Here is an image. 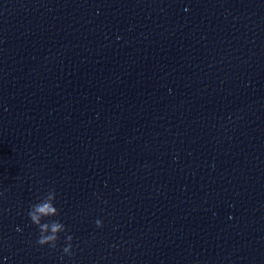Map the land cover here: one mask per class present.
Listing matches in <instances>:
<instances>
[{
	"label": "clouds",
	"instance_id": "obj_1",
	"mask_svg": "<svg viewBox=\"0 0 264 264\" xmlns=\"http://www.w3.org/2000/svg\"><path fill=\"white\" fill-rule=\"evenodd\" d=\"M0 195H3V193H0ZM56 199V189L50 188L44 196L39 198L38 202L29 206L27 216L32 224L38 228L36 244L41 247L48 246L50 249L56 250L58 241L60 240V234L65 233V243L61 248V260H63L64 256L69 258L74 256L73 236L67 233L65 224L59 219H51L52 217H59L60 215L59 209L55 206ZM95 223L98 228L103 227L101 220L97 219Z\"/></svg>",
	"mask_w": 264,
	"mask_h": 264
}]
</instances>
